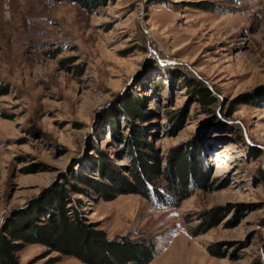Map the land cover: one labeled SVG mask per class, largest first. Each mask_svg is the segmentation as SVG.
Masks as SVG:
<instances>
[{"label": "rangeland", "instance_id": "1", "mask_svg": "<svg viewBox=\"0 0 264 264\" xmlns=\"http://www.w3.org/2000/svg\"><path fill=\"white\" fill-rule=\"evenodd\" d=\"M131 98L152 112L141 123L161 155L202 140L209 188L175 207L70 192L86 218L110 237H152L147 264H264V0H0V225L76 172L98 178L99 153L126 163L107 117L125 135ZM213 207L218 224L193 235ZM18 255L89 264L39 243Z\"/></svg>", "mask_w": 264, "mask_h": 264}, {"label": "trees", "instance_id": "2", "mask_svg": "<svg viewBox=\"0 0 264 264\" xmlns=\"http://www.w3.org/2000/svg\"><path fill=\"white\" fill-rule=\"evenodd\" d=\"M183 82L194 87L202 104L211 103L213 96L206 84L188 76L183 77ZM118 112L128 128L125 135L112 127L116 122L115 113L107 120L110 134L125 152L126 163L117 165L98 152L93 164L98 178L81 170L74 173V183L64 181L70 184L69 189L63 184L57 185L20 208L15 216L0 225V264H33L19 260L18 253L27 243L45 245L50 252L73 255L89 264H147L155 258L158 250L152 237L134 238L125 234L110 237L98 223L86 218L83 199L73 197L70 192L107 201L119 194L135 193L159 205L178 206L197 189L209 188L202 158L205 146L196 138L174 146L163 156L151 144L141 123L152 112L143 107L140 99L125 100ZM178 115L168 117L170 131L181 127L183 118ZM218 209L202 211L201 221L192 234L206 232L217 225Z\"/></svg>", "mask_w": 264, "mask_h": 264}]
</instances>
